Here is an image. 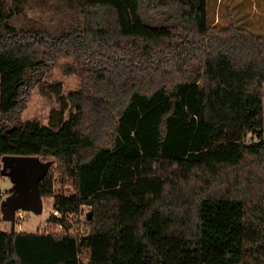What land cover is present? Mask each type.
<instances>
[{
  "label": "trees",
  "instance_id": "1",
  "mask_svg": "<svg viewBox=\"0 0 264 264\" xmlns=\"http://www.w3.org/2000/svg\"><path fill=\"white\" fill-rule=\"evenodd\" d=\"M37 1L77 22L18 29L29 0H0V202L4 156L54 158L73 190L50 164L48 221L88 206L89 231L0 227V264H264V36L212 25L208 0ZM66 58L81 89L47 84L59 110L21 124L31 78Z\"/></svg>",
  "mask_w": 264,
  "mask_h": 264
},
{
  "label": "rangeland",
  "instance_id": "2",
  "mask_svg": "<svg viewBox=\"0 0 264 264\" xmlns=\"http://www.w3.org/2000/svg\"><path fill=\"white\" fill-rule=\"evenodd\" d=\"M208 19L212 25L221 27L231 23L240 24L253 29L264 36V0H208ZM77 22L73 13L65 16L57 14L53 6L39 5L37 0H29V7L24 16L15 18L13 24L18 28H26L31 25H40L55 30L57 25H71ZM82 64L72 58L60 60L52 64L48 70H40L29 81L31 85L27 97L22 101L19 113L20 123L28 120H38L42 124L49 123L53 110H59L58 97L47 88V84L61 83L64 94L81 89ZM19 123V124H20ZM44 163H52L50 173L53 177L56 190L63 189L71 193V187H64L65 173L54 158H40ZM2 166L1 189L2 201L0 202V227L3 232H49L67 233L81 237L89 231L87 214L91 208L85 206L81 213L70 217V227L49 222L54 215L53 198L42 197L36 200L33 197V189L38 186L42 174L37 177L29 175L26 167L18 171L22 189L15 184L10 176L14 171L12 167ZM35 206V209H33ZM81 257H86L82 254ZM84 262L85 258L82 259Z\"/></svg>",
  "mask_w": 264,
  "mask_h": 264
},
{
  "label": "water",
  "instance_id": "3",
  "mask_svg": "<svg viewBox=\"0 0 264 264\" xmlns=\"http://www.w3.org/2000/svg\"><path fill=\"white\" fill-rule=\"evenodd\" d=\"M2 162L6 167L14 168L10 178L11 180L22 189V183L20 177H18V171L24 167L29 171V175L37 177L39 174L44 175L52 163H44L37 156H4ZM41 180V179H40ZM40 182V181H39ZM39 184L33 189V197L38 200L40 198ZM35 209V206H33ZM67 228L70 227V223L65 225Z\"/></svg>",
  "mask_w": 264,
  "mask_h": 264
},
{
  "label": "built area",
  "instance_id": "4",
  "mask_svg": "<svg viewBox=\"0 0 264 264\" xmlns=\"http://www.w3.org/2000/svg\"><path fill=\"white\" fill-rule=\"evenodd\" d=\"M54 215L55 216H60V213H58V211L54 210ZM64 225H60L61 228H63Z\"/></svg>",
  "mask_w": 264,
  "mask_h": 264
}]
</instances>
